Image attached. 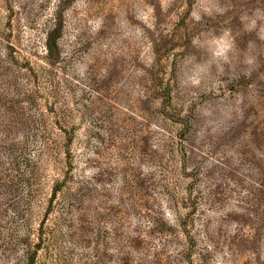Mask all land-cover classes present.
Returning a JSON list of instances; mask_svg holds the SVG:
<instances>
[{
	"label": "rangeland",
	"instance_id": "1",
	"mask_svg": "<svg viewBox=\"0 0 264 264\" xmlns=\"http://www.w3.org/2000/svg\"><path fill=\"white\" fill-rule=\"evenodd\" d=\"M0 264H264V0H0Z\"/></svg>",
	"mask_w": 264,
	"mask_h": 264
}]
</instances>
